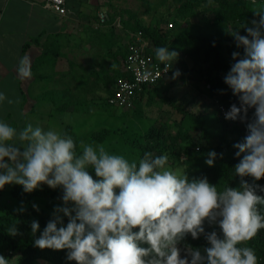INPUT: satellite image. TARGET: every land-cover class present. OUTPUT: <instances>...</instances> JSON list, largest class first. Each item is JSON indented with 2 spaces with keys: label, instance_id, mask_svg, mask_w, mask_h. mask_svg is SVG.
Masks as SVG:
<instances>
[{
  "label": "clouds",
  "instance_id": "1",
  "mask_svg": "<svg viewBox=\"0 0 264 264\" xmlns=\"http://www.w3.org/2000/svg\"><path fill=\"white\" fill-rule=\"evenodd\" d=\"M254 15L259 19L243 26L247 35L230 33L243 56L232 53L235 62L224 76L239 100V107L230 105L225 119L246 123L248 130L243 142L233 145L237 157L244 154L235 165L241 178L238 189L218 190L206 176L190 179L187 172L169 167L168 154L145 152L137 162L110 153L102 143L83 142L78 151L71 136L52 128L28 124L17 130L0 121V190L12 184L25 193L44 185L62 190V205L54 208L35 247L67 250L66 259L76 264H257L254 249L238 246L264 229V213L258 207L264 206V196L257 194L264 187L244 179L264 178V9ZM155 55L170 68L179 53L160 46ZM17 72L31 77L27 56ZM179 75L177 70L174 77ZM5 101L20 103L0 93V103ZM249 109H254L251 122ZM217 155L209 151L205 163L214 166ZM33 208L39 211L37 205ZM206 224L217 226L219 233L206 231ZM39 228L33 220V236ZM7 232L20 234L16 224ZM189 235L203 236L208 246L182 249ZM0 264H8V259L0 255Z\"/></svg>",
  "mask_w": 264,
  "mask_h": 264
},
{
  "label": "trees",
  "instance_id": "2",
  "mask_svg": "<svg viewBox=\"0 0 264 264\" xmlns=\"http://www.w3.org/2000/svg\"><path fill=\"white\" fill-rule=\"evenodd\" d=\"M118 4L115 0H109L102 6L103 11H105V7L108 8L104 18L100 13L95 15L100 25L108 26L105 30L98 28L97 44L100 46L99 49L105 50L104 55L113 57L116 63L112 74L104 68L105 77L103 79L99 72H94L98 81L102 79L106 83L109 94L102 105L107 108H121L113 105L110 100L116 93L119 79L128 76L125 60L129 53V45L136 35L142 34L150 43L146 48L147 53L152 54L156 60L158 59L155 49L160 46H166L170 51L178 52L179 55L172 62L173 67L168 76L160 79L154 85L144 86L137 94L134 101L136 117L140 118L144 114L143 99L145 95L150 92L148 103L153 104L157 96L155 93L164 84V81L168 77L174 76L179 68H188L187 58L194 61L193 69L206 80L209 86L207 94L218 99V106L211 116L197 115L182 109V118L177 122L178 131L176 133L168 132V129L163 125L153 126L151 127L153 131L151 137L144 135V137L132 140L125 137L126 143L130 146V154L123 148H116L117 150L112 153L123 155L126 159L137 162L145 152H151L154 156L168 154L169 161L172 160L183 166L184 172H187L190 179L206 176L211 184L217 185L218 190H223L226 186L238 189L241 178L235 173V165L240 162L244 154L237 157L235 153L238 149L233 145L243 142L248 130L246 123L225 119V112L229 110L230 105L235 103L239 107V100L224 83V76L235 62L232 53L239 52L243 56V48L237 47L236 41L230 33L235 30L239 31L240 35H247L243 26L245 24L251 26L250 22L253 19H259L254 15V11L264 9V0H174V5L168 9L167 13H163L155 20L154 14H152L153 17L148 14L149 8L146 9V14L140 15L138 11H133L130 8H119ZM126 14L129 16L127 17ZM118 18L126 33L133 35V37L129 35V41L124 44L117 40L118 35L114 24ZM195 18H198L199 21L194 20ZM205 19L207 20L206 24L200 22ZM69 35V32L50 34L44 43L42 54L32 65L31 73L35 78L33 85L39 84L40 93H48L52 89L50 88L52 82L57 81V77H55L49 79L50 83H45L47 72L45 68L50 65L54 71L57 70L59 58L65 56V53L61 51L63 40ZM36 42L40 43L39 39H36ZM79 69L75 63L71 62L69 69L62 72L61 78L66 79L67 91H70L69 84L78 82L81 73ZM115 75L117 79L111 86V80ZM57 85L58 83L55 82V86ZM164 87L168 90L170 85L165 84ZM52 90L55 95L58 93V90ZM40 93L36 97L37 104L35 109L33 108V112L41 102H55L51 96L46 98L45 94ZM163 100L166 101L168 98L163 97ZM69 107L70 103L65 102L60 106L57 105L55 109L66 112ZM253 113L254 109H249L248 122L253 119ZM213 123L217 124L216 129L211 127ZM118 133L117 128L104 126L89 134H80L72 124L67 125L63 132L73 138L78 151L80 143H85V140L91 141L93 144H106ZM209 151H215L218 154L214 166L211 167L205 163ZM244 179L249 183L264 187V178L259 181H254L252 177H244ZM59 194L61 197L62 190ZM257 194L264 196V192L258 191ZM13 196L24 205L25 210L21 212L7 204L0 207V255L7 259L18 256L16 264H76L75 261L66 259L67 250L40 249L34 246V240L39 237L51 218L45 217V211H39L40 228L33 236L31 231V222L34 220L32 217L33 204L38 198L47 201L55 199L58 196V189H51L44 185L41 189L25 193L22 186L16 185ZM258 207L264 213V206ZM12 224H16L20 233L14 237L7 232ZM205 229L206 231L216 230L218 233L220 231L217 226H208L207 224ZM189 245L201 250L208 246L203 236H200L199 239H192L190 235L180 244V247L183 249ZM238 246L254 249L257 264H264V229L259 230L250 241Z\"/></svg>",
  "mask_w": 264,
  "mask_h": 264
},
{
  "label": "rangeland",
  "instance_id": "3",
  "mask_svg": "<svg viewBox=\"0 0 264 264\" xmlns=\"http://www.w3.org/2000/svg\"><path fill=\"white\" fill-rule=\"evenodd\" d=\"M108 1L93 0L82 11L83 14L75 17V23H78V28L75 32L69 29V37L64 38L61 51L65 53V56L59 58L57 70L54 71L50 65L45 68V71H47L45 83H50L49 79L57 77V81H53L50 88L58 90V93L55 95L52 89L48 93L39 92L40 94H45L46 98L51 96L55 102L43 100L44 102H41L40 107L36 106L34 112L32 108L31 113L27 115V125L32 124L33 127L39 126L45 130L52 128L62 134L65 127L69 124L75 125L80 134H89L104 126L115 127L119 130V133L113 136L110 142L104 144L106 149L112 153L117 150L116 148H123L130 154V146L126 143L125 137L129 140L144 137V135L151 137L153 133L151 127L157 125H163L170 133H176L178 131L177 122L182 118V109L197 115H213L218 106V99L208 96L209 86L206 80L198 71L193 69L194 61L185 56L182 57L187 58L188 68H179V76L168 77L164 81V84L155 93L157 96L153 104L148 103L151 96L150 92L145 95L143 99L144 114L142 117L138 118L134 115V106L130 109H116L102 105V102L109 95L106 83L102 80L105 77L103 70L106 68L112 74L116 68V63L113 57L104 55L105 50L99 49L100 46L97 44L99 38L98 28L105 30L108 26L100 25L95 15L98 13L102 15V13L106 12L108 8L105 7V11H103L102 6ZM115 1L119 3V8H130L133 11H138L140 15L146 14V9L149 8L150 12L148 14L156 16L154 20L163 13H167L168 9L174 5V0ZM92 3L93 5L91 6ZM126 16L128 17L129 15L126 14ZM194 20L199 21L198 18ZM73 22L71 23L73 24ZM200 22L206 24L207 20H201ZM114 25L118 35L117 40L123 44L129 41L130 34L126 33L119 18ZM71 62L76 64L77 69L80 68L81 73L79 74L78 82L69 84L70 91H67L66 79L61 77L62 72L69 69ZM95 71L102 76L101 80L98 81L97 76L94 74ZM59 77L60 79H58ZM116 79L115 75L114 79L111 80V86ZM86 81L88 82L85 84L84 82ZM55 82L58 83L57 86H55ZM165 84L170 85L168 90L165 89ZM36 89H39V84L29 88L30 98ZM163 97H167L168 100H163ZM65 102L70 103L69 109L66 112L56 111V106H60ZM211 127L216 129L217 124L213 123ZM84 142L85 144L92 143L88 140ZM169 167L180 174L185 173L183 166L172 160L169 161ZM89 171L95 178L94 171L91 169ZM15 187L16 184L6 185L3 190H0V207L7 204L15 209L24 208V205L13 196ZM57 189L58 196L55 199L47 201L38 198L34 202L38 206L39 211H45V217L52 218L54 208L62 205L59 194L61 189ZM39 211L34 208L32 210V217L36 221L41 220ZM64 222L65 224L67 223V217L64 218ZM17 257L8 258V264H16L18 261Z\"/></svg>",
  "mask_w": 264,
  "mask_h": 264
},
{
  "label": "crops",
  "instance_id": "4",
  "mask_svg": "<svg viewBox=\"0 0 264 264\" xmlns=\"http://www.w3.org/2000/svg\"><path fill=\"white\" fill-rule=\"evenodd\" d=\"M91 2L93 0H68L69 16H63L48 5V0H0V93L20 100L19 104L0 103V121L17 130L27 126V115L37 104L36 97L41 90L36 89L30 98L29 88H33L35 78L18 74L21 58L27 56L32 67L42 54L48 36L69 29L75 32L78 28L75 17L83 14Z\"/></svg>",
  "mask_w": 264,
  "mask_h": 264
},
{
  "label": "built area",
  "instance_id": "5",
  "mask_svg": "<svg viewBox=\"0 0 264 264\" xmlns=\"http://www.w3.org/2000/svg\"><path fill=\"white\" fill-rule=\"evenodd\" d=\"M68 0H48L50 5L58 14H68ZM103 18L105 13L101 15ZM133 37V35L131 36ZM149 41L142 35H136L135 39L129 45V53L125 60V69L128 76L119 79L116 93L111 97V103L117 107L130 109L134 106L137 94L146 85H154L160 79L168 76L172 70L165 68L164 64L147 53L146 48ZM224 109L223 106H221Z\"/></svg>",
  "mask_w": 264,
  "mask_h": 264
}]
</instances>
